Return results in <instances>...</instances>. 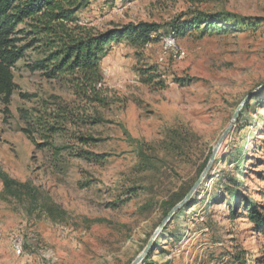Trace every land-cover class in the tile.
<instances>
[{
    "label": "rangeland",
    "instance_id": "rangeland-1",
    "mask_svg": "<svg viewBox=\"0 0 264 264\" xmlns=\"http://www.w3.org/2000/svg\"><path fill=\"white\" fill-rule=\"evenodd\" d=\"M74 16L72 36L147 21L160 39L111 43L99 81L32 69L40 41L15 63L10 102L0 99V264H240L235 243L241 264H264V236L223 200L238 159L239 190L264 203V0H87ZM16 29L19 45L30 41L27 23ZM227 129L157 230L166 199L199 179ZM139 150L151 169L137 166Z\"/></svg>",
    "mask_w": 264,
    "mask_h": 264
},
{
    "label": "trees",
    "instance_id": "trees-1",
    "mask_svg": "<svg viewBox=\"0 0 264 264\" xmlns=\"http://www.w3.org/2000/svg\"><path fill=\"white\" fill-rule=\"evenodd\" d=\"M87 0H0V99L3 105L7 106L15 89L12 68L15 63L24 57L27 48L41 42V53L43 57L34 61L31 68L44 70L47 77H56L59 74L75 75L80 74L86 81H99V64L104 56L107 47L113 42L128 40L134 45L143 46L147 43L160 39V26L153 22L140 21L128 23L118 28L107 29L94 34L84 36H72L66 29L65 24L76 22L75 12ZM217 18V17H214ZM198 19L195 23H200ZM28 25L27 35H33L29 42L19 45L21 39L17 37L16 27L20 24ZM185 26H175L172 31L179 34ZM145 80H151L146 76ZM257 96L253 97L256 101ZM264 109V100L257 101ZM264 126V118L262 119ZM264 131V129H263ZM172 149L180 151L185 148L174 136ZM91 140V139H90ZM241 149L234 147L232 155L238 158ZM98 158L100 156H97ZM226 158L225 161L229 160ZM137 166L141 170H148L154 166L153 161L147 158L143 151L139 150ZM96 162L101 159H96ZM243 160H236V175L227 173L225 175V194L223 197L229 205L231 218L241 216L251 224V229L264 236V203L251 199L247 194L242 193L239 186L238 175L243 174ZM203 167L205 165H202ZM6 187H9L7 178H3ZM192 183H189L179 191L174 192L165 201V214L179 201H181ZM130 194L136 192V187H129ZM222 198V197H221ZM187 203V202H186ZM186 203L180 208H184ZM184 206V207H183ZM50 209V207H47ZM183 210V209H181ZM50 211V210H49ZM230 253L236 263L242 262L246 250L240 245L233 246ZM264 263V247L261 253ZM149 264H155L151 262Z\"/></svg>",
    "mask_w": 264,
    "mask_h": 264
},
{
    "label": "water",
    "instance_id": "water-1",
    "mask_svg": "<svg viewBox=\"0 0 264 264\" xmlns=\"http://www.w3.org/2000/svg\"><path fill=\"white\" fill-rule=\"evenodd\" d=\"M262 86H264V84H263ZM262 86H261V87H262ZM227 131H228V129L224 131V133L221 135V137H220L218 143L216 144L215 148L212 150V153H211V156H210V158H209V161H208V163H207V165H206L204 171L201 173L199 179H198V180L192 185V187H191L190 190L187 192V194L185 195V197H184L181 201H179L177 204H175V205H174V206L168 211V213L166 214L165 218L163 219L162 223L159 225V227H158L157 230L161 229L162 226H163V224H164L167 220H169V219L171 218V216H172V215H173V214H174V213H175L180 207H182L183 204H185V203L190 199V197L192 196V193L194 192V190H195V188L197 187V185H198L200 179L202 178V176H203L205 170L208 168L209 164L212 162L213 155H214V153H215V151H216L218 145L220 144L221 140L223 139L224 135L227 133ZM141 257H142V255H140L135 261H133L132 264H136V263L141 259Z\"/></svg>",
    "mask_w": 264,
    "mask_h": 264
},
{
    "label": "built area",
    "instance_id": "built-area-1",
    "mask_svg": "<svg viewBox=\"0 0 264 264\" xmlns=\"http://www.w3.org/2000/svg\"><path fill=\"white\" fill-rule=\"evenodd\" d=\"M174 32L172 31L170 35H168V37L164 40V43L165 45H167L168 47H173L174 46V43H175V40H174ZM13 248H14V251L17 253V254H21L22 253V249H23V241L21 238H16L14 239L13 241Z\"/></svg>",
    "mask_w": 264,
    "mask_h": 264
}]
</instances>
